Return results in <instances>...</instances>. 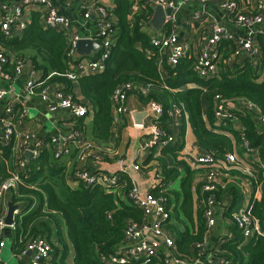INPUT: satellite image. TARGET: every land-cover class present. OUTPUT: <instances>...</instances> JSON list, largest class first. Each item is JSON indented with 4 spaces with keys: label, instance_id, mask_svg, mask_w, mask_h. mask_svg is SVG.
<instances>
[{
    "label": "trees",
    "instance_id": "16d2710c",
    "mask_svg": "<svg viewBox=\"0 0 264 264\" xmlns=\"http://www.w3.org/2000/svg\"><path fill=\"white\" fill-rule=\"evenodd\" d=\"M113 3L112 8L108 7L106 22L109 27L106 31L112 34L114 42L106 59V68L78 78L81 95L85 98L83 104L94 113V139L107 140L118 128L112 117V93L115 88L127 82L153 85V92L140 97L144 101L154 99L163 104L164 114L159 119L163 127L171 122L168 112L177 106L182 115L188 114L190 127L205 151L223 159L227 153H234L243 163L245 153L249 152L245 141L257 151L259 158L248 162L250 168L247 174L229 171L250 177L253 185L261 189L262 198H252L250 212L264 230V124H260L256 115L245 111L243 106L246 101L253 102L264 116V44H260L257 53L232 58L237 46L231 41H221L217 48L219 70L215 76L205 79L194 71L192 60L186 57L174 66L165 62L162 64L163 60L146 31L154 13L150 0H141L140 9L133 16V0H113ZM0 35L7 39L5 44L11 55L23 61L30 59L35 70L42 72L39 81H43L44 85L62 83L66 93H73V83L65 76L72 70L73 64L67 57L66 34L41 26L39 16L34 14L18 36L8 39L1 30ZM100 39L103 40L104 36L101 35ZM50 72L54 74L48 78ZM217 95L230 107L229 115L220 123L215 113ZM73 98L76 100V96ZM84 117H75L76 128L81 133L85 129ZM238 121L241 128L235 124ZM184 139L185 124L177 143L164 145L162 157H154L151 153L144 160V165L148 166L153 161L158 163L161 187L152 193L166 198L167 207L182 210L191 221L193 229L187 227L184 231H175L171 251L176 258L194 263L201 258L197 244L205 240L207 227L203 207L194 210L191 167L185 159H177V152L184 147ZM0 147L5 151L4 159L0 160V186L7 178L19 173L17 188L12 190L10 197L21 208V217L16 219L11 235L12 250L16 254L25 251L31 240L43 237L53 248L49 258L43 260L44 264H109L106 260L125 241L126 226L131 221L143 222L142 209L128 197L132 181L127 172L120 173V182L112 190L82 182L71 187L65 176L66 164L54 159L50 151L45 149L24 169L12 172L11 147ZM164 156H171L175 164L181 165L187 172L181 191L174 194L176 198L181 196L183 199L179 208V204L172 206L170 197L173 193L167 188L178 179L180 171L177 167L168 168ZM200 190L198 188V192ZM216 196L218 200L231 198L233 206L243 198V191L233 184L227 187L218 185ZM232 206L228 216L232 215ZM232 231L233 237L222 244L218 257L230 264H264V235H255L246 241L239 228L234 226ZM147 264L170 263L167 256L161 253Z\"/></svg>",
    "mask_w": 264,
    "mask_h": 264
},
{
    "label": "crops",
    "instance_id": "0c3cea01",
    "mask_svg": "<svg viewBox=\"0 0 264 264\" xmlns=\"http://www.w3.org/2000/svg\"><path fill=\"white\" fill-rule=\"evenodd\" d=\"M49 1L59 13L68 16L72 20L71 26L67 29L68 33L79 34L84 38L93 39L99 37L103 31V28L99 22V15L97 13L96 6L105 5L109 8L114 6L113 0H72L70 2L67 0ZM140 1L141 0H133V8L131 12L132 16L137 12V10L140 9ZM174 1L179 6L177 19L174 25L176 27L177 35L180 41H185L190 44V51L188 52L186 58L192 60V63L194 62V59L200 54L210 52L215 49L209 44V38L212 35L214 28L218 25L224 26L230 31V33L233 35L231 42L238 46L239 38L244 35V31L235 24L232 19V14L220 6L219 0H210L206 4L199 2H186L184 0ZM237 1L240 10L250 13L256 11L257 0ZM16 7L23 9L24 13L29 16V22L31 21L34 14H37L39 16V22L41 26H43V19L47 11V6L33 0H0V18L5 14L6 11ZM153 7L155 9L156 6L153 5ZM87 12L90 13L89 17L85 16ZM146 27V31L149 33L152 39L167 34L170 29V24L165 20V23L159 29L154 28L152 25H150V23H148ZM61 32L64 33V31ZM6 40V38L0 35V50L5 52L9 61L3 66V70H0V88L8 90L6 98L0 102V127L3 126L1 118L4 115V110L7 106L11 105L13 107V114L11 115V118L15 125V133L12 141L0 142V145H9L11 147L10 156L13 157L11 165L14 167L13 170L11 169L12 172L24 169L30 160L38 158L46 149L50 151L54 159H59L66 164L65 176L67 183L71 187H76L80 182H82L79 181L75 176V172L80 168H85L93 173H116L119 176V182L120 173L127 172L129 177H131V181L133 182V180H135L143 192L152 193L153 190L161 187V179L157 173L158 163L153 161L148 166L144 165V160L149 157L151 153L154 155V157H162V145L154 146L150 151L143 149V145L148 138V125L154 121H157L160 124L159 119L162 117L161 116L160 118L155 119L148 112V104L151 101L157 100L151 99L149 101H144L140 97V95L145 96L150 92H153V85L149 83L136 84L137 88L146 87L148 92L143 94L139 89H135L129 93L127 99L128 112L124 113L120 118V125L115 124L113 120L114 125H117L118 128L112 131L110 138L107 140L98 141L94 139V113L92 110L88 109V112L84 117L85 129H83L82 134L85 136L86 140L91 143L92 147L88 151L86 159L82 160L81 148L77 146L74 140L69 138L71 132L74 129H77L75 117L69 110L66 109L51 111L48 107V103L42 100L39 93H32L29 91L28 82L31 80L41 79L43 76L42 72L39 69L35 70L33 62L30 59H26L24 61L21 74H16L15 68L16 61L18 59L11 55L10 50L5 44L7 42ZM261 43L264 44V28L257 32L254 46L260 48ZM102 51L103 49L101 48L99 52H93L85 58L77 56V59L84 61L97 59L100 57ZM169 52L170 51H168L167 54L162 57V64L165 62L170 65L167 60V55ZM9 54L12 57H10ZM96 72L99 71L90 72L88 74ZM6 73L10 75V79L5 78L4 74ZM78 78L76 80H71L73 83V93L71 92L69 94H71L72 97L76 96L77 101L84 103L85 98L81 95V88ZM191 85L192 84H189V86ZM50 87V93L52 97L54 96V100L56 98V92L64 91V86L62 83H54ZM22 107H24L26 111L24 115L20 116ZM114 112L115 108H113L112 117ZM173 121L174 122L171 121L166 128L161 124L160 126L167 134L174 137L175 140L172 145H175L179 140L183 125L185 124V144L183 149L177 152V159L179 161L185 159L187 164L191 167V190L193 191L194 195V210L200 206L203 207V218L206 223V219L204 217V210L206 208L204 197L206 195L204 196L205 193H203L202 190L207 169L204 167L193 168L187 161V157L189 155H202L206 151L200 147L193 130L190 127L187 113L174 118ZM217 122L220 123L219 121ZM235 124L237 128H241L239 121ZM260 124L263 125L264 123ZM167 130H169L170 133H168ZM27 136L30 137L29 147H35L37 144H39L37 147L39 150V155L36 158H33L32 151L30 149H25L23 146H21V143ZM53 139H57V141L53 142ZM26 152L31 153V158L29 160L27 159ZM235 152H237L236 149ZM4 153L5 151L0 147V160L4 159ZM245 154L246 159L244 158L245 162L243 163L242 167L240 169L235 168L229 170H235L247 174L250 168L248 162L255 159L257 160L259 157L257 151L253 149L252 151L246 152ZM164 159L168 168L177 167L180 171L178 179L175 180V182L170 183L167 188L169 191H171V194L173 193L170 197L172 206H177V204H179V208V206L181 207L183 199L181 196L180 198H176L175 195L177 191H181L182 181L187 176V172L183 170L181 165H176L175 160H173L171 156H164ZM21 162H26V166L22 167ZM135 164L140 166L139 170L133 169V165ZM217 183L221 187H227L231 184L236 185L242 189L243 198L232 206L231 203L233 200L231 198L227 197L225 199L224 197L222 200H218L216 196L218 201L214 207L216 224L213 227H208L206 223L207 232L205 236L203 253H201V258L198 259L199 262L197 264H222L220 260L223 258L218 257L217 253H221V246L226 241V239L233 237L232 227L235 226L239 228L233 221L232 215L228 216L230 207H233L231 212V214H233L239 211L241 208L250 207L253 197L256 199H261L263 195L260 193L262 192L261 190L259 194L256 195L258 192L257 187L253 185L251 178L246 175L234 174L230 171L226 173L222 170L219 177L217 178ZM85 184L88 185L87 183ZM198 188L201 189L200 192H198ZM11 194L12 190L6 194L4 200H0V213L3 212L7 214V204L9 201H11ZM194 215L196 216V213ZM144 220H147L149 223H151L154 221V217L150 216L147 219L145 217ZM163 226L165 234L170 235L172 238L176 233L175 231H184L187 227L190 230L193 229L191 221L180 209H174L171 220L164 222ZM12 230L13 229L11 228H7L4 231L6 233V245L2 249L0 262L3 264H8V261L11 262V260H14L15 262L13 264H29L35 252H27L25 255L16 254L12 250ZM146 236L151 240L157 241L160 254H165L170 258L172 257L170 252L171 249L167 248L165 242L163 241V237L155 236L153 231H148ZM3 258L6 260L3 261Z\"/></svg>",
    "mask_w": 264,
    "mask_h": 264
},
{
    "label": "built area",
    "instance_id": "2783aa9c",
    "mask_svg": "<svg viewBox=\"0 0 264 264\" xmlns=\"http://www.w3.org/2000/svg\"><path fill=\"white\" fill-rule=\"evenodd\" d=\"M47 6V11L44 15L43 26L48 28L57 29L59 31H64L67 37V57L73 63L72 70L68 71L65 76L70 80H76L79 76L88 74L90 72L102 71L106 67V59L109 55V50L114 42L112 34L107 33V28L109 24L108 18V7L105 5H98L97 13L99 15V22L103 28V31L99 37L95 38L101 43V48L103 49L101 55L97 59L93 60H78L79 56L76 52L77 42L84 38L79 34H70L67 29L71 26L72 20L61 13H59L52 5L49 0H33ZM72 1V0H67ZM154 6L160 5L164 8L166 13V22L170 24V29L167 34L161 37H155L151 39L152 46L158 51L159 56L162 58L168 51L167 60L170 65H177L184 59L188 52L190 51V44L185 41H180L175 22L177 19V13L179 6L174 0H150ZM186 2H199L202 4L208 3L210 0H184ZM220 6L228 10L232 14V19L235 24L244 31V35L239 38V44L231 57L251 55L257 53L259 48L255 45V38L257 32L264 28V0H257L256 11L246 12L239 8L237 0H219ZM86 17L90 16L87 12ZM29 16L24 13L23 9L20 7L11 8L5 12L0 18V30L7 37H14L21 34L27 27L29 23ZM103 35L104 39L101 40L100 36ZM233 35L224 26L218 25L214 28L212 35L209 38V44L215 49L210 52H205L200 54L194 59L193 69L202 78H211L215 76L219 70V51L217 48L221 41H231ZM8 56L0 50V70H3V66L8 63ZM24 66V61L18 59L16 61V74H21L22 68ZM54 73L48 75L50 78ZM5 78H11L9 74H4ZM51 85H44L43 81L31 80L28 82L29 91L32 93H39L42 100L48 103V107L51 111H57L60 109L69 110L74 117H83L88 112V107L75 100L71 94L64 91H58L55 93V100L50 93ZM139 89L143 94L148 92L146 87H139L133 82H127L119 85L112 93V99L114 102L115 112L113 115V120L115 124L120 122V118L126 112H128L127 99L131 91ZM8 94V90L0 88V102L3 101ZM216 105V117L220 122L226 118L228 109L230 108L228 103L221 100L220 95L215 97ZM245 111L253 112L260 123H264V116L261 114L258 106L253 102L243 103ZM25 108L22 107L20 111V116L25 114ZM148 112L155 119L160 118L164 114L163 105L157 101H151L148 104ZM13 114V107L11 105L7 106L4 110V115L1 118L3 124L0 127V142H10L13 140L15 133V125L12 121L11 115ZM182 115V110L175 106L170 110L169 116L172 122L174 118ZM147 140L143 145L144 150L150 151L154 146L158 145H168L174 142V137L165 132V130L160 126L157 121L150 123L147 127ZM70 139L76 142L77 146L81 148V159L85 160L88 151L92 147L91 143L88 142L85 136L81 133L79 129H74L70 136ZM30 137L27 136L21 143L25 149H30L32 151L33 158L38 157L39 150L37 144L35 147H29ZM57 139H53L56 142ZM20 146V147H21ZM245 146L248 151H252L249 147V143L245 141ZM19 147V148H20ZM187 161L193 168L204 167L207 169V174L204 179L203 193H207L204 197V202L206 208L204 210V217L208 227H213L216 224V217L214 214V207L217 204L216 190H217V178L220 172L228 171L233 169L231 165L240 169L243 162L239 161L238 157L234 153H227L223 158L218 155L211 154L209 152H204L202 155H189ZM22 167L26 166V162H21ZM133 169L139 170L140 166L138 164L133 165ZM249 172V170H248ZM75 176L79 181L85 182L88 185H100L108 190H112L119 183L118 174L109 173H93L85 168H80L75 172ZM19 181V173L14 176L7 178L3 184L0 186V200H4L5 196L11 190H14ZM257 187V186H256ZM257 194L260 192V188L257 187ZM262 193V192H260ZM129 199L132 203L140 207L144 213V218L154 217V221L149 223L144 220L142 223L131 221L125 229V241L119 245L116 252L106 260L109 264H129L134 262L135 264H147L152 258L160 255L158 243L156 240H151L146 236L148 231H153L155 236L163 237L168 249H171L174 245V239L165 234L163 223L171 220L173 209L167 207L166 198L157 197L152 193L143 192L135 180L132 182V188L129 193ZM6 213H0V259L2 249L6 245V237L4 231L7 228L14 229L16 226V219L21 215L20 206L13 212L14 221L11 225H8L5 221ZM232 219L236 225L241 230V234L244 240H248L255 235H264V230H262L259 220L253 216L250 212V207L241 208L239 211L232 214ZM205 240L197 244L200 253H203ZM51 243L43 237L31 240L27 249L21 254L25 255L27 252H35L31 262L29 264H44L43 260L49 258L52 251ZM172 257H168L170 264H197L199 260L194 263H189L186 260L176 258L172 251ZM222 264H230L227 260L221 259Z\"/></svg>",
    "mask_w": 264,
    "mask_h": 264
},
{
    "label": "water",
    "instance_id": "95a60500",
    "mask_svg": "<svg viewBox=\"0 0 264 264\" xmlns=\"http://www.w3.org/2000/svg\"><path fill=\"white\" fill-rule=\"evenodd\" d=\"M166 13L162 6L157 5L154 9V15L150 21V25L154 28L159 29L165 23ZM101 50V43L97 39L93 38H82L77 42L76 52L81 58L89 56L93 52H99ZM27 159L31 158V153L26 152ZM8 212L6 215V223L11 225L14 221L13 212L17 208V205L13 204L12 201L8 202Z\"/></svg>",
    "mask_w": 264,
    "mask_h": 264
},
{
    "label": "rangeland",
    "instance_id": "374dc122",
    "mask_svg": "<svg viewBox=\"0 0 264 264\" xmlns=\"http://www.w3.org/2000/svg\"><path fill=\"white\" fill-rule=\"evenodd\" d=\"M6 259L3 258V261H5ZM15 261L14 260H11V262L8 261V264H13Z\"/></svg>",
    "mask_w": 264,
    "mask_h": 264
}]
</instances>
